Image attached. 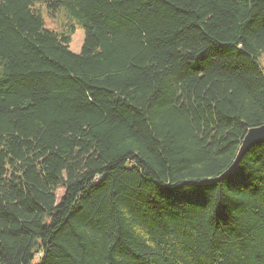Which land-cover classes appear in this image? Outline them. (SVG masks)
Wrapping results in <instances>:
<instances>
[{
  "label": "trees",
  "instance_id": "16d2710c",
  "mask_svg": "<svg viewBox=\"0 0 264 264\" xmlns=\"http://www.w3.org/2000/svg\"><path fill=\"white\" fill-rule=\"evenodd\" d=\"M262 54L264 0H0V264H264Z\"/></svg>",
  "mask_w": 264,
  "mask_h": 264
},
{
  "label": "rangeland",
  "instance_id": "374dc122",
  "mask_svg": "<svg viewBox=\"0 0 264 264\" xmlns=\"http://www.w3.org/2000/svg\"><path fill=\"white\" fill-rule=\"evenodd\" d=\"M42 8V12H43V16H44V20L46 22V26L52 29H56V30H61L65 27V24L68 23V18L66 17L65 13L63 11H59L56 12L54 15H50L47 11L46 8L41 6ZM74 25L76 22H73ZM76 32L73 35V41L70 45V49L71 51L75 52V53H80L82 50V46L84 43V39H85V32L83 29H81L78 24H76ZM260 62L261 65L264 69V54H262V56L260 57ZM64 193V189H59L58 190V197L60 198V196Z\"/></svg>",
  "mask_w": 264,
  "mask_h": 264
},
{
  "label": "water",
  "instance_id": "95a60500",
  "mask_svg": "<svg viewBox=\"0 0 264 264\" xmlns=\"http://www.w3.org/2000/svg\"><path fill=\"white\" fill-rule=\"evenodd\" d=\"M264 144V125L256 126L253 128H250L243 141L242 144L238 150V153L231 164L230 168L226 171V174L232 172L237 168V166L241 163L245 155L251 151L254 147ZM223 175V176H224Z\"/></svg>",
  "mask_w": 264,
  "mask_h": 264
}]
</instances>
